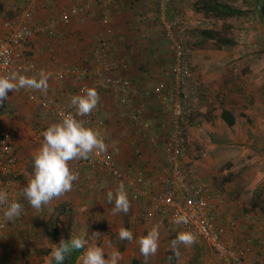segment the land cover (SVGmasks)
Instances as JSON below:
<instances>
[{
    "label": "crops",
    "instance_id": "1",
    "mask_svg": "<svg viewBox=\"0 0 264 264\" xmlns=\"http://www.w3.org/2000/svg\"><path fill=\"white\" fill-rule=\"evenodd\" d=\"M87 1L90 0H0V40L6 37V31L3 28L6 20L20 19L30 26L39 25L57 17L63 10L83 7ZM175 7L181 12H191L182 6ZM194 13L191 12V14ZM159 14L160 19H163L164 12ZM103 17L109 19L113 34L105 57L98 59L94 57L93 52L96 51L100 37L104 33L101 25ZM157 17L154 0H135V2L133 0H97L91 4L87 13L79 14L67 25L57 24L51 34L35 36L23 48L33 68L32 71L24 72V75L38 78L41 69L52 73L47 92L32 89L36 98L46 102L51 108L62 107L75 113V108L71 105V97L81 94L78 91L79 87L82 85L96 87L101 96L100 104L89 116L82 119L94 128H97L98 120L103 122L100 130L108 145V156L117 170L131 177L135 182V185L130 187L113 176L108 168L93 166L91 155L87 160L72 162V167L80 173L79 180L74 182L71 191L54 200L51 205L43 207L42 210L57 204L59 207H64L65 204L69 207L72 205L79 211H88L92 208H100L102 205L108 212L114 204L107 203V192L110 190L114 192L120 183L126 187L131 206H138L140 210L142 200H135L133 197L136 190H143L147 194L161 191L157 178L158 168L164 160L162 148L149 146L146 133L138 125L129 121L128 117L122 115L123 109L119 104L116 110L113 109L112 100L119 99V95L100 82L103 76L108 75L129 80L128 96L131 98V105L137 108L140 116L150 125L152 132L157 134L161 141L165 139L170 131L164 136L167 130L164 128L165 120L162 117L166 116L168 119V115L157 100L145 96L147 90L161 83L174 92H177L178 86L173 77L176 60L169 49V43L167 42V45L159 30ZM187 20V17L186 21L183 20L185 25H189ZM193 25L194 22L191 26ZM177 30L174 29L176 35L173 36L185 42L188 34L187 36L183 34V25H178ZM189 37L193 38L192 42L200 44L199 47L191 48L188 52L191 74L195 75L207 69L208 66L218 67L213 61H207L206 58L211 53H207L203 46L205 40L202 39L200 31L189 33ZM105 61H110L115 66L105 70L102 66ZM64 71L69 73L66 74ZM23 91L24 89L15 93L9 92V98L5 101L6 109L0 112V138L7 132L12 134V145L17 157L15 173L8 176L2 170L5 156L0 151V181L9 182L18 191H22L27 180L34 174V156L42 145V133L50 124L60 120L40 110L37 103L30 101ZM137 97L141 100H137L135 104L133 99ZM219 121L224 124L221 119ZM35 127H39L40 130ZM185 164L187 165V160ZM204 185L208 187V184ZM208 189H211L210 186ZM27 204L28 201L23 206L26 207ZM236 214L223 203L216 211L217 226L223 232V238L235 245L241 246L250 240L251 253L248 260L250 264H256L254 252L258 249L264 252V232L260 237L262 241L260 240L258 246L254 247V227L249 230L250 224L246 223L248 218H239L241 215ZM136 216L137 214H133L130 218L133 226L137 223ZM242 220L245 221L242 222ZM229 224L235 227L233 232L226 229ZM168 230L175 233L174 239L177 238L176 234L180 233L171 227ZM105 238L110 236H104ZM5 239L8 240V237ZM7 240L4 245H7ZM201 243L193 242L186 252L180 248L177 251L180 256L175 257L176 259L171 252H168L165 257L169 264L171 258L175 260V264H222V261ZM105 247L107 244L102 248ZM128 249L129 247L125 251L124 248L120 249L116 246V248L107 249V253L118 252L120 256L117 264H130ZM84 252L83 248L75 264H83L81 256Z\"/></svg>",
    "mask_w": 264,
    "mask_h": 264
},
{
    "label": "rangeland",
    "instance_id": "2",
    "mask_svg": "<svg viewBox=\"0 0 264 264\" xmlns=\"http://www.w3.org/2000/svg\"><path fill=\"white\" fill-rule=\"evenodd\" d=\"M201 1L203 0H190L184 5H176L185 7L195 12L194 14L181 12L172 6L164 11L163 19H160L159 12L162 11L159 10L158 0H154L157 25L166 43L170 42V36L176 35L178 25H183V34H188L184 42L188 52L191 48L200 46L199 42H192L193 38L189 37V33L197 30L208 32L216 39L235 43L233 46H223L216 40L202 38L205 40L203 46L207 53H211L206 58L207 61H213L218 67L208 66L195 75L191 74L187 83L198 92L196 108L186 129L187 165L197 169L200 181L208 184L211 188L209 190L220 197L225 206L236 215L240 214L239 218H248L246 223L250 224L249 230L254 227L255 247L264 232V225H260L264 223V0H215L242 11L239 16L224 18H214L212 15L204 17L203 12H196L194 5ZM186 17L189 25L183 23ZM117 99L112 100L115 110L118 106ZM5 109L4 102L0 105V112ZM217 109L233 114V128L226 127L220 119L213 116V111ZM162 118L165 120L166 136L171 130L169 118ZM35 129L40 130L39 127ZM24 207L13 221L5 220L0 243V264H49L53 258L51 250L61 237L69 240L71 235L82 232H87L90 241L99 247L107 244L104 248L106 259L110 256L107 249L118 246L126 251L129 247L130 264H169L165 257L168 252L173 253L174 258L179 257L177 251L180 248L186 252L193 244H179L174 250L171 242L175 233L158 225V251L146 259L141 254L137 241L157 224L139 220L137 216L140 210L134 205L127 214L116 215L112 212L114 205L108 212L102 205L88 211H79L72 205L69 207L65 204L64 207L57 204L39 212L29 203ZM133 214H137L134 226L130 223ZM122 227L133 232L132 241L120 238ZM234 228L233 224L226 227L230 232ZM54 230H57L55 238L50 236ZM93 233L96 234L92 235ZM104 236L110 238L104 239ZM7 237L8 240L5 239ZM6 240L7 245H4ZM194 242L201 243L198 240ZM201 245L205 246L203 243ZM83 256L84 253L82 260ZM254 258L256 264H264V252L259 249L254 252Z\"/></svg>",
    "mask_w": 264,
    "mask_h": 264
},
{
    "label": "built area",
    "instance_id": "3",
    "mask_svg": "<svg viewBox=\"0 0 264 264\" xmlns=\"http://www.w3.org/2000/svg\"><path fill=\"white\" fill-rule=\"evenodd\" d=\"M189 1L158 0L157 3L159 10L164 12L167 8L184 5ZM95 2L97 0H90L83 7L63 10L57 17L39 25L30 26L20 19L4 21L3 28L6 31V37L0 40V74L13 71L23 74L26 71H32L33 68L23 50L26 44L37 35L51 34L57 24H69L79 14L87 13L91 4ZM101 25L104 28V33L100 37L95 51L98 59L105 57L113 34L108 18L103 17ZM169 39V49L176 60L173 77L178 85L177 92H174L163 83L145 92V96L157 100L168 115L171 130L163 141L160 140L157 134L152 132L150 125L140 116L137 108L131 105V98L128 96L129 80L109 75L100 79L102 84L119 95L118 104L123 109L122 115L128 117L129 121L138 125L146 133L149 146L162 148L164 160L158 168L159 176L157 178L161 185V191L152 194H147L143 190L134 192V199L142 200V208L137 218L144 221H153L167 229L174 228L180 233L191 232L196 240L205 244L222 261V264H250L248 256L251 253V241L247 240L244 245L238 246L223 238V232L216 222V211L223 204V200L217 198L200 181L197 169L194 166L185 164L187 160L186 129L189 118L196 108L198 92L195 87L187 84L191 78V72L188 63V50L184 41L174 36H170ZM102 66L105 70H110L115 65L110 61H105ZM64 73L69 72L64 71ZM85 87L87 86H80L79 93ZM23 92L30 101L36 102L39 109L46 114L61 119V113L71 112L62 107L51 108L46 102L38 100L32 89H24ZM137 100L140 101L141 99L134 98L133 102L137 104ZM102 126L103 122L98 120L96 127L100 129ZM0 151L5 156L2 164L4 174L13 175L16 170L17 157L12 145L11 133L7 132L1 136ZM91 163L93 166L108 168L113 176L125 182L128 186L133 187L135 185L131 177L114 167L107 151L93 154ZM0 190L7 191L9 202L17 200L22 205L27 202L22 191L15 189L9 182L0 181ZM5 207L0 205V243L5 227ZM178 219H186L187 223H176L175 221Z\"/></svg>",
    "mask_w": 264,
    "mask_h": 264
},
{
    "label": "clouds",
    "instance_id": "4",
    "mask_svg": "<svg viewBox=\"0 0 264 264\" xmlns=\"http://www.w3.org/2000/svg\"><path fill=\"white\" fill-rule=\"evenodd\" d=\"M52 73L41 69L37 76H28L13 71L0 74V105L8 98L9 92H18L20 89H35L47 92L48 82ZM101 96L96 87H85L80 95L71 97V105L75 113H61V119L50 124L42 133L43 142L34 156V174L27 180L22 189L24 198L29 205L39 211L52 204L71 191L74 182L80 177L79 171L72 167V162L87 160L93 154L104 153L108 150L103 133L100 129L88 125L83 117L89 116L100 104ZM107 203L114 204V215L127 214L131 208L128 192L123 183L115 191L107 192ZM0 205L6 206L4 216L8 221H13L23 211V205L17 201L9 202L8 193L0 190ZM176 223H187L186 219H178ZM97 233V232H96ZM93 233L92 235H95ZM121 239L133 240V232L128 228H121ZM159 226L154 225L146 235L139 237L138 244L141 254L147 257L155 255L159 248ZM195 240L191 232H181L171 242L175 250L179 244H191ZM87 246V247H86ZM86 247L83 264H117L120 254L113 252L105 258V251L90 241L87 232L73 236L69 240L61 237L59 243L51 250V256L57 264L64 261L76 250Z\"/></svg>",
    "mask_w": 264,
    "mask_h": 264
},
{
    "label": "trees",
    "instance_id": "5",
    "mask_svg": "<svg viewBox=\"0 0 264 264\" xmlns=\"http://www.w3.org/2000/svg\"><path fill=\"white\" fill-rule=\"evenodd\" d=\"M194 9L196 12H200V11L203 12L204 17L212 15L214 18H224V17L234 16V15L239 16L242 14V11L236 8H232L228 5L218 3L215 0H210V1L203 0L195 4ZM200 35L202 36L203 39L216 40L218 43H220L223 46H233L235 44L234 42L216 39L213 36L209 35L208 32H205V31L200 32ZM93 55L94 57H96L95 51L93 52ZM212 114L214 117L221 119L228 128L231 129L234 127L235 118L231 112L227 110H223V109H217L213 111ZM50 236L55 238L57 236V230H54L53 233L50 234ZM80 254H81V249L74 251L64 261V264H75ZM49 264H57V262L54 260V258H52ZM170 264H175V260L173 258H171Z\"/></svg>",
    "mask_w": 264,
    "mask_h": 264
}]
</instances>
